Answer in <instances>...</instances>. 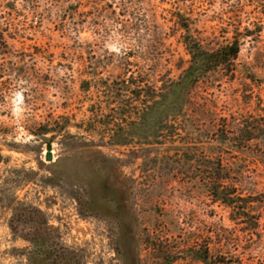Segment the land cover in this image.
I'll list each match as a JSON object with an SVG mask.
<instances>
[{
  "label": "rangeland",
  "instance_id": "rangeland-1",
  "mask_svg": "<svg viewBox=\"0 0 264 264\" xmlns=\"http://www.w3.org/2000/svg\"><path fill=\"white\" fill-rule=\"evenodd\" d=\"M185 27L238 57L172 125L142 124L189 65ZM245 122L264 125V0H0V264H263L264 139L232 144ZM206 161L255 199L250 248ZM27 206L47 221L36 243L9 228Z\"/></svg>",
  "mask_w": 264,
  "mask_h": 264
},
{
  "label": "trees",
  "instance_id": "trees-1",
  "mask_svg": "<svg viewBox=\"0 0 264 264\" xmlns=\"http://www.w3.org/2000/svg\"><path fill=\"white\" fill-rule=\"evenodd\" d=\"M187 33L184 41V46L190 57L189 65L186 70L178 77L176 81L168 80L165 83L167 89H161L159 96L153 90L150 98L151 101L147 105L146 113L138 118L139 122L144 124L147 117L158 122L161 120V114L168 119L169 123L176 121L178 115L189 105L190 94L196 84L207 74L215 73L220 70H229L237 59L240 45L238 42H233L228 45L219 47L214 51H207L201 45L188 35V28L185 27ZM45 132V131H44ZM260 132L264 139V125L256 126L252 123L245 122L240 125L238 130L231 134L234 145L248 143L254 140L255 133ZM41 133L40 136H45ZM53 137L50 139L52 140ZM226 140H221L220 144H225ZM114 145L119 147L127 146L123 142H115ZM204 168L212 177L211 187L209 189L210 197L214 204L228 210L229 221L235 225H240L241 230L247 241L249 248L255 241H260V217L253 212L257 203L253 197L243 196L235 183L229 179V175L222 167L220 161L213 163L204 162ZM211 171V172H210ZM9 228L14 235L22 234L25 230V235L19 236L24 241L36 243L42 233L47 228V221L40 210L34 207H23L12 214ZM208 253L205 251L199 255L197 260L201 262L207 261ZM213 264H232L231 261L220 255L213 257ZM264 264V263H263Z\"/></svg>",
  "mask_w": 264,
  "mask_h": 264
},
{
  "label": "water",
  "instance_id": "water-1",
  "mask_svg": "<svg viewBox=\"0 0 264 264\" xmlns=\"http://www.w3.org/2000/svg\"><path fill=\"white\" fill-rule=\"evenodd\" d=\"M51 147L50 146H47V151H50ZM46 161L50 162L51 161V155L50 153H47L46 155Z\"/></svg>",
  "mask_w": 264,
  "mask_h": 264
}]
</instances>
